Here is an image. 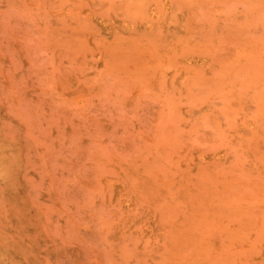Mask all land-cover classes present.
<instances>
[{
    "label": "rangeland",
    "instance_id": "374dc122",
    "mask_svg": "<svg viewBox=\"0 0 264 264\" xmlns=\"http://www.w3.org/2000/svg\"><path fill=\"white\" fill-rule=\"evenodd\" d=\"M0 264H264V0H0Z\"/></svg>",
    "mask_w": 264,
    "mask_h": 264
}]
</instances>
